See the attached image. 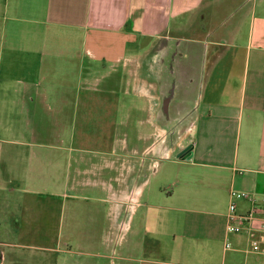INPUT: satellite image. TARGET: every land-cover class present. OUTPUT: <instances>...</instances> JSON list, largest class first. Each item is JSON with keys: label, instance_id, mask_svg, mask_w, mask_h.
I'll list each match as a JSON object with an SVG mask.
<instances>
[{"label": "crops", "instance_id": "obj_1", "mask_svg": "<svg viewBox=\"0 0 264 264\" xmlns=\"http://www.w3.org/2000/svg\"><path fill=\"white\" fill-rule=\"evenodd\" d=\"M26 1L53 29L40 52L43 84L73 89L62 98L75 113L131 87L142 153L163 159L160 193L119 195L121 230L133 235L120 244V264H264L262 213L241 233L227 231L231 203L238 215L264 208V0ZM93 84L108 92L92 95ZM161 130L176 134L171 144L156 141ZM135 132L120 138L123 150L136 148ZM189 145L190 160L173 159Z\"/></svg>", "mask_w": 264, "mask_h": 264}, {"label": "rangeland", "instance_id": "obj_2", "mask_svg": "<svg viewBox=\"0 0 264 264\" xmlns=\"http://www.w3.org/2000/svg\"><path fill=\"white\" fill-rule=\"evenodd\" d=\"M47 32L53 29L37 5L0 0V255L6 264H120V244L133 235L121 230L119 195L160 193L163 159H150L158 152L142 153L148 143L137 138L145 132L139 125L144 118H134L131 87L110 94L109 106L78 104L75 113L72 98L70 104L62 98L72 97L73 89L43 84L38 66ZM108 88L93 84L90 93ZM41 101L45 107H38ZM164 123L158 117V127ZM134 129L136 148L125 151L115 138ZM165 132L156 141L171 144L176 134Z\"/></svg>", "mask_w": 264, "mask_h": 264}, {"label": "built area", "instance_id": "obj_3", "mask_svg": "<svg viewBox=\"0 0 264 264\" xmlns=\"http://www.w3.org/2000/svg\"><path fill=\"white\" fill-rule=\"evenodd\" d=\"M232 199H250L255 203V199L252 198L248 193L236 192L231 193ZM237 206L235 203L230 204V213L228 215L227 231L229 233H241L243 230V225L250 222L257 213H262L264 215V208L262 210L258 209L255 205L252 211L246 215H238L236 212Z\"/></svg>", "mask_w": 264, "mask_h": 264}, {"label": "water", "instance_id": "obj_4", "mask_svg": "<svg viewBox=\"0 0 264 264\" xmlns=\"http://www.w3.org/2000/svg\"><path fill=\"white\" fill-rule=\"evenodd\" d=\"M165 106H166V103H165ZM177 158L183 161L190 160L192 158V146L189 145L184 150H182L180 153H178Z\"/></svg>", "mask_w": 264, "mask_h": 264}, {"label": "flooded vegetation", "instance_id": "obj_5", "mask_svg": "<svg viewBox=\"0 0 264 264\" xmlns=\"http://www.w3.org/2000/svg\"><path fill=\"white\" fill-rule=\"evenodd\" d=\"M119 131H120V129H119ZM118 144L120 145V135L118 134ZM18 208H20V209H22V206H19ZM1 253V252H0ZM2 260H3V258H2V255H0V264H2ZM14 264V263H13Z\"/></svg>", "mask_w": 264, "mask_h": 264}]
</instances>
